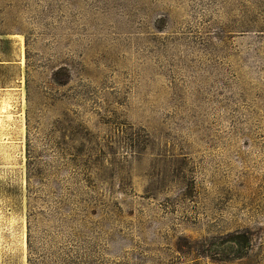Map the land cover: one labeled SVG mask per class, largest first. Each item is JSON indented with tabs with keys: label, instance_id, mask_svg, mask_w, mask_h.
<instances>
[{
	"label": "rangeland",
	"instance_id": "374dc122",
	"mask_svg": "<svg viewBox=\"0 0 264 264\" xmlns=\"http://www.w3.org/2000/svg\"><path fill=\"white\" fill-rule=\"evenodd\" d=\"M264 264V0H0V264Z\"/></svg>",
	"mask_w": 264,
	"mask_h": 264
},
{
	"label": "trees",
	"instance_id": "16d2710c",
	"mask_svg": "<svg viewBox=\"0 0 264 264\" xmlns=\"http://www.w3.org/2000/svg\"><path fill=\"white\" fill-rule=\"evenodd\" d=\"M27 249H28V256H27V262L28 264H35L33 257L31 255V241H30V237L27 236Z\"/></svg>",
	"mask_w": 264,
	"mask_h": 264
}]
</instances>
